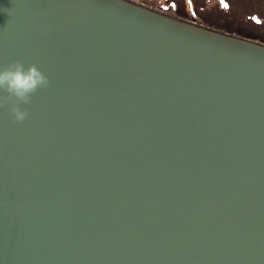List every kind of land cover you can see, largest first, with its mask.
I'll use <instances>...</instances> for the list:
<instances>
[{
    "label": "water",
    "instance_id": "obj_1",
    "mask_svg": "<svg viewBox=\"0 0 264 264\" xmlns=\"http://www.w3.org/2000/svg\"><path fill=\"white\" fill-rule=\"evenodd\" d=\"M0 264H264V42L134 0H0Z\"/></svg>",
    "mask_w": 264,
    "mask_h": 264
},
{
    "label": "rangeland",
    "instance_id": "obj_2",
    "mask_svg": "<svg viewBox=\"0 0 264 264\" xmlns=\"http://www.w3.org/2000/svg\"><path fill=\"white\" fill-rule=\"evenodd\" d=\"M134 1L177 15L174 8L178 6L174 1ZM194 9L196 11L192 19L197 22L221 31L248 35L264 42V0H205L199 5L197 2Z\"/></svg>",
    "mask_w": 264,
    "mask_h": 264
},
{
    "label": "clouds",
    "instance_id": "obj_3",
    "mask_svg": "<svg viewBox=\"0 0 264 264\" xmlns=\"http://www.w3.org/2000/svg\"><path fill=\"white\" fill-rule=\"evenodd\" d=\"M49 79L35 64L27 68L19 61L0 67V108H6L13 122L21 123L28 112L21 105L28 104L38 90L47 89Z\"/></svg>",
    "mask_w": 264,
    "mask_h": 264
},
{
    "label": "flooded vegetation",
    "instance_id": "obj_4",
    "mask_svg": "<svg viewBox=\"0 0 264 264\" xmlns=\"http://www.w3.org/2000/svg\"><path fill=\"white\" fill-rule=\"evenodd\" d=\"M168 1V0H167ZM175 2L178 7L174 8V10L180 12L184 16L192 18L195 13V4L198 2V5L204 2L205 0H169V2ZM191 7V8H189ZM178 15V14H177ZM231 33V32H229Z\"/></svg>",
    "mask_w": 264,
    "mask_h": 264
},
{
    "label": "trees",
    "instance_id": "obj_5",
    "mask_svg": "<svg viewBox=\"0 0 264 264\" xmlns=\"http://www.w3.org/2000/svg\"><path fill=\"white\" fill-rule=\"evenodd\" d=\"M177 14L180 15V16H182V17H185V18H188V19H189V17L184 16L183 14H181V13L178 12V11H177ZM190 19H192V18H190ZM238 35H240V34H238ZM240 36L252 38V37H250V36H248V35H240Z\"/></svg>",
    "mask_w": 264,
    "mask_h": 264
},
{
    "label": "snow or ice",
    "instance_id": "obj_6",
    "mask_svg": "<svg viewBox=\"0 0 264 264\" xmlns=\"http://www.w3.org/2000/svg\"><path fill=\"white\" fill-rule=\"evenodd\" d=\"M225 7H227V6L225 5Z\"/></svg>",
    "mask_w": 264,
    "mask_h": 264
}]
</instances>
